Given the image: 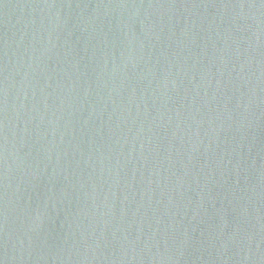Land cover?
Segmentation results:
<instances>
[{
	"label": "water",
	"instance_id": "obj_1",
	"mask_svg": "<svg viewBox=\"0 0 264 264\" xmlns=\"http://www.w3.org/2000/svg\"><path fill=\"white\" fill-rule=\"evenodd\" d=\"M0 264H264V0H0Z\"/></svg>",
	"mask_w": 264,
	"mask_h": 264
}]
</instances>
